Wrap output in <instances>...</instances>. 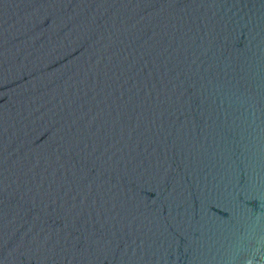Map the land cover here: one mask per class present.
I'll list each match as a JSON object with an SVG mask.
<instances>
[{
  "label": "water",
  "instance_id": "water-1",
  "mask_svg": "<svg viewBox=\"0 0 264 264\" xmlns=\"http://www.w3.org/2000/svg\"><path fill=\"white\" fill-rule=\"evenodd\" d=\"M0 264H264V0H0Z\"/></svg>",
  "mask_w": 264,
  "mask_h": 264
}]
</instances>
